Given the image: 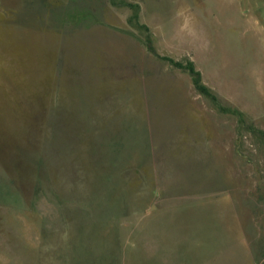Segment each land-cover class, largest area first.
Segmentation results:
<instances>
[{
	"label": "rangeland",
	"instance_id": "374dc122",
	"mask_svg": "<svg viewBox=\"0 0 264 264\" xmlns=\"http://www.w3.org/2000/svg\"><path fill=\"white\" fill-rule=\"evenodd\" d=\"M67 19L149 50L148 130H53ZM0 264H264V0H0Z\"/></svg>",
	"mask_w": 264,
	"mask_h": 264
},
{
	"label": "crops",
	"instance_id": "0c3cea01",
	"mask_svg": "<svg viewBox=\"0 0 264 264\" xmlns=\"http://www.w3.org/2000/svg\"><path fill=\"white\" fill-rule=\"evenodd\" d=\"M35 35L45 69L43 115L55 117L54 124L61 126L53 130L132 132L142 129L136 118L144 119L148 130L150 98L159 93L150 78L157 83L161 77L157 71L149 74V50L138 39L110 25L77 19L60 20Z\"/></svg>",
	"mask_w": 264,
	"mask_h": 264
},
{
	"label": "trees",
	"instance_id": "16d2710c",
	"mask_svg": "<svg viewBox=\"0 0 264 264\" xmlns=\"http://www.w3.org/2000/svg\"><path fill=\"white\" fill-rule=\"evenodd\" d=\"M190 74H192L193 78H194V85L198 87V89L203 93V94H207V89H205L202 85H201V81L199 78H195L194 77V74H197V73H194V70L193 69H190Z\"/></svg>",
	"mask_w": 264,
	"mask_h": 264
}]
</instances>
